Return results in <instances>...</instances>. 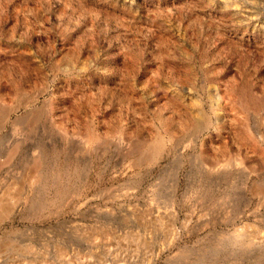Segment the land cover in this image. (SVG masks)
I'll return each mask as SVG.
<instances>
[{
    "label": "rangeland",
    "instance_id": "1",
    "mask_svg": "<svg viewBox=\"0 0 264 264\" xmlns=\"http://www.w3.org/2000/svg\"><path fill=\"white\" fill-rule=\"evenodd\" d=\"M262 233L264 0H0V264H264Z\"/></svg>",
    "mask_w": 264,
    "mask_h": 264
},
{
    "label": "bare ground",
    "instance_id": "2",
    "mask_svg": "<svg viewBox=\"0 0 264 264\" xmlns=\"http://www.w3.org/2000/svg\"><path fill=\"white\" fill-rule=\"evenodd\" d=\"M11 94V93H10ZM17 94H19L18 92H16V94H15V96L13 95V93L11 94V95H13L14 96V98H17ZM13 96H12V98H13ZM19 99V98H18ZM23 101V100H22ZM28 102V101H27ZM18 104H17V106H15V107H10L9 109H8V112H7V114H9L10 112H15L17 109H19L21 106L22 107H25V106H27V105H29L30 103H21V102H17ZM199 112V111H198ZM195 114V113H194ZM32 115V114H31ZM200 119H199V121L195 124L196 126L195 127H197V129L201 126V125H204V124H206V122L208 121L207 120V118L204 116V115H201L200 114ZM3 117V116H2ZM196 117H197V115H196ZM18 120V119H17ZM34 122V121H33ZM208 124V123H207ZM161 138H154L151 142V146L149 145V147L148 148H151V151L153 152V149H154V151L155 152H157V151H159L160 150V148H161V146H162V144L163 143H161ZM153 148V149H152ZM162 149V148H161ZM154 154V153H153ZM28 168V167H27ZM35 170V169H34ZM40 170V169H39ZM26 172V171H25ZM32 173H33V171H32ZM40 174V173H39ZM37 177V176H36ZM15 196V195H14ZM12 198H14V197H12ZM15 199V198H14ZM5 201V200H4ZM9 201V200H8ZM12 202V201H11ZM16 202V201H15ZM6 204V203H5ZM9 204V203H8ZM5 208V207H4ZM239 233L240 232H237V235H239ZM262 234H264V233H262ZM237 235L235 234V236L237 237ZM241 236V235H240ZM239 236V237H240ZM23 241V240H22ZM22 241H20V244L22 245ZM79 241V246H83V247H87V248H89V249H91L92 248V244H90V242L89 243H86L85 241L86 240H83V239H81V240H78ZM255 243V242H254ZM5 244V243H4ZM20 244H18V245H20ZM25 243H23V245H24ZM27 245V244H26ZM8 246V245H7ZM10 246V245H9ZM12 246H14V245H12ZM24 247V246H23ZM15 248V247H14ZM22 248V247H21ZM20 248V249H21ZM23 249V248H22ZM25 249H26V247L23 249V251L25 252ZM15 251H16V249H14ZM22 252V251H21ZM20 252V253H21ZM28 252V251H27ZM25 254V253H24ZM20 256H23V254L22 255H20ZM26 256H29V255H27L26 254ZM25 258V257H24ZM23 258V259H24ZM26 258H29V257H26ZM33 258H34V256H33ZM21 260V259H20ZM34 261H36V259L34 258Z\"/></svg>",
    "mask_w": 264,
    "mask_h": 264
}]
</instances>
